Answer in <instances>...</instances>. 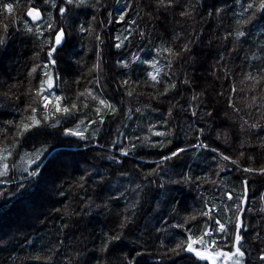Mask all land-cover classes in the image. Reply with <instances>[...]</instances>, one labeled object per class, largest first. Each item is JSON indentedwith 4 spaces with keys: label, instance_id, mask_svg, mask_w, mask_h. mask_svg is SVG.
<instances>
[{
    "label": "trees",
    "instance_id": "16d2710c",
    "mask_svg": "<svg viewBox=\"0 0 264 264\" xmlns=\"http://www.w3.org/2000/svg\"><path fill=\"white\" fill-rule=\"evenodd\" d=\"M157 2L86 0V6L75 8L71 15L65 14L63 27L67 31L71 26V37L51 69V91L65 97L60 102L62 107L70 98L79 110L67 121L61 113H55L48 121L61 123L47 129L49 135L43 146L48 151L41 157L40 175L30 187L26 184V191H14L26 175L23 169L31 170L29 160L41 142L29 139L31 134L27 133L13 150L14 128L7 122L18 123L22 115H27L25 106L34 101L37 117L44 115L38 98L29 92L43 78L41 69L32 77L28 74L36 64L47 63L45 41L50 33L46 23L41 28L42 37L26 30L23 20L28 19L24 16L28 0H0V4L14 5L12 14L0 12V38L4 40L0 44V155H7L5 148L13 152L7 160L8 176L0 177V181H8L0 182V264H122L125 258L127 264H206L190 253L175 255L170 251L188 234L184 228L172 225L196 215L197 219L185 227L193 231L194 225L202 227L207 217L199 213L205 201L209 206L231 205L234 212L239 203L236 197L244 194V179L248 181L247 203L241 205L242 219L247 225L246 231L241 230L244 264L253 260L264 264L258 258L264 255V176L242 172V167L251 164L249 157H236L214 139L220 133L209 132L215 124L224 129L222 138H239L247 132L251 138L243 141L245 150L252 153L249 156L256 158V163L264 162L262 148H258L260 131L256 134L247 125L244 130L238 129L236 121L242 125L249 110L242 114V110L237 112L229 106L238 94L249 100L264 98L263 93L256 94L264 88V12H256L249 20L255 9L246 11V5L258 4L259 0H176L170 10L157 7ZM31 6L42 10L46 21V9H50L44 0H33ZM60 6L57 0V8ZM182 6L192 12L191 18L180 15ZM122 15L124 21L120 22ZM53 17L59 24L58 12H53ZM13 20L17 21L15 25ZM41 23L29 20V27L35 32V26ZM4 24L8 25L6 32ZM80 24L93 31L81 33ZM237 29L245 31V36L237 38ZM117 35L119 41L115 39ZM188 41L190 52L175 58L160 54L157 66L163 71L158 77L161 83L155 87L146 75L152 70L148 65L137 61L123 68L117 63L131 62L136 56L141 61L150 60L157 48L168 46L178 51ZM118 42L119 49L114 47ZM98 52L97 72L94 65ZM169 59L171 69L167 67ZM249 73L258 77L259 83L248 79ZM169 76L175 88L169 87L167 94L161 95L168 87L165 82ZM124 80H128L126 86ZM86 88L113 104L117 112L109 114V109L87 94L77 100L76 93ZM129 91L131 96L127 95ZM196 94L202 95L193 101ZM54 104L53 99L49 112ZM97 107L101 108L100 115L95 112ZM193 110L196 116L192 115ZM101 116L103 125L99 124ZM76 117L84 120L81 128L87 127L88 140L62 134L61 129L71 126ZM164 121L173 133L169 137L172 143L162 148L142 146L144 137L151 142L164 139L148 131L153 125V131H166ZM199 129L204 130L203 135H199ZM201 141L208 149L192 147ZM132 144L137 147L132 149ZM178 147L187 151L157 168L162 157ZM121 149L129 150V155L121 156ZM220 153L238 158L241 167L223 161ZM186 176L192 181L174 183ZM225 192L233 193L231 201L223 195ZM233 212L227 215L232 216ZM124 216H129L132 223L123 229L120 241L102 252V242L117 230ZM217 238L218 246L228 243L230 247L231 237L227 241ZM138 252L143 255L138 256Z\"/></svg>",
    "mask_w": 264,
    "mask_h": 264
},
{
    "label": "snow or ice",
    "instance_id": "6c2138e0",
    "mask_svg": "<svg viewBox=\"0 0 264 264\" xmlns=\"http://www.w3.org/2000/svg\"><path fill=\"white\" fill-rule=\"evenodd\" d=\"M33 0H28V7L26 8L24 12V16L27 18H30L32 22L35 21H42V23L39 26H35V32H33V27H29V20L24 19L23 23L26 28V30L29 33H32L36 35L37 37H42L43 32L41 31V28L44 27V23H46L47 31L50 33L49 38L45 41V47L47 48V63L43 64H36L33 66L29 72V77H32L34 73L37 72V69L40 68L42 72V79L39 80L38 86L34 88H30L29 92L33 95V97L38 98V102L40 105H42L44 115L42 117H37L36 113L38 111L37 106H34V103L27 104L25 106V113L27 115H22L19 122L13 124L12 121H8L7 123L12 125L14 128V135L12 137V148L13 150L18 146L20 138H22L25 134L30 133L31 135L28 136L29 139L37 140L41 142V147L39 149L35 150V154L32 159L29 160V168H24L23 172L26 173V175L21 179L19 183L16 185V191L17 189H23L26 191V184L27 186H31L33 183V179L35 177H38L40 175L39 167H40V161L42 155L48 151L46 147L43 145L46 143V138L49 133L47 131L48 128H57L60 126L61 121L54 120L53 123L49 124L48 121L54 117L55 113H61L63 115V118L65 121L75 116L76 112L79 110L77 103L69 98V102L65 104L63 107L61 106V101L65 99L63 95H55L51 89L54 87V74L52 72V68H54L57 64V59L59 58V53L63 52L65 50V47L69 43L70 37H71V26L66 31L63 27V22L67 18L66 13L71 15L73 13V10L75 8H79L82 6H86V0H60L61 6L57 8V0H44V3L48 5L50 10L46 9V21L43 20L41 11L36 8L32 7ZM197 3H199V0H197ZM176 4V0H158L157 7H163L165 9H172ZM71 6V7H69ZM194 7L195 6H191ZM243 7V5H242ZM255 9V11L252 12V15L249 17V20L253 19L255 17L256 12H264V0H259L258 4L247 3L246 5V11ZM0 12L5 14H12L14 12V5L12 3H4L0 4ZM53 12H58V16L60 18V23L57 24L55 18L53 17ZM180 15L182 17L191 18L192 12L191 11H185L182 10L180 12ZM109 17H111V13H109ZM119 21H124V16L119 17ZM17 21L13 20V24L15 25ZM135 23V21H133ZM4 31H7L8 25H3ZM79 31L81 33L88 32L91 33L93 29L90 27H85L83 24L79 25ZM236 37H244L245 31L236 30ZM139 35L141 37L144 36L143 32H140ZM97 40H100V36H96ZM117 41L120 40V36L117 35L115 37ZM125 39H128V37H125ZM4 40L0 38V44H3ZM190 44L191 41H188L181 45L180 49L178 51L174 50L172 47L164 46L157 48L155 50V56L150 60H143L141 61V58L136 56L134 59L130 62L128 60H118L117 63L122 66L123 68H129L130 63H136L137 61H140L142 64L148 65L149 68H151V71H147L146 75L147 77L153 82L152 87H155L157 84L161 83V80L158 79L161 72L163 71L160 67H158L159 63V56L161 53H167L169 57H179L183 53L190 52ZM114 47L119 49L121 48V43H115ZM99 52L97 53V63L94 65L97 72L99 71ZM167 67L171 69L172 67V60L169 59L167 63ZM167 76V73L164 74ZM248 79H255L257 83H259L258 77H253L251 73L247 75ZM55 79H59L58 76L55 77ZM97 81L99 80V77H96ZM171 77H168V81L165 83H168V87H165L161 91V95L167 94L169 87L175 88V84H171ZM76 83L78 84L79 81L77 80ZM123 85L128 84V80L122 81ZM184 83H188V81L185 79ZM97 87H99V83L97 82ZM236 89L233 87L232 92L235 93ZM47 92L48 94L45 95L44 93ZM91 96V98L94 101H98V103L107 109H109V114H115L117 112V108L109 103L105 99H101L99 96L94 95L92 89L86 88L83 92H77L76 93V99L78 100L80 97L85 96ZM7 95V94H5ZM127 95L131 96L132 92L129 91ZM199 95L202 94H196L193 95L192 99L193 101L199 99ZM220 95H223V93H220ZM55 100V104L53 106V111H48V105L52 102V100ZM230 107H233L235 111H239L238 108L235 107V105L230 101L229 103ZM83 107L87 108L88 105L86 103L83 104ZM136 111H139V109H136ZM95 112L97 115H100L101 108L97 107L95 108ZM129 112H131V109H129ZM192 115L196 116L197 112L195 110L192 111ZM208 115L211 116L212 113L208 112ZM168 116H171V111L168 112ZM84 120L76 117L75 120H73V123L71 126H67L61 129L62 134L65 136H71L76 137L79 140H88L89 134L87 133V127L81 128V125H84ZM91 123H97L96 121H91ZM104 120L101 116L99 120V124L103 125ZM244 125L248 126V129H259L261 125L258 122H253L249 124L247 120L243 122L241 125V130H244ZM163 127L166 129V131H153V128H155V125L150 127L148 129L149 132L152 133L154 136L163 137L164 139L159 142H151L148 137H144L142 146H150V147H164L168 144H171L172 141L169 139L173 135L171 130L168 129V122H163ZM35 130V131H34ZM203 129H199V135H203ZM94 135V134H93ZM137 139H140L137 137ZM199 139V136L197 137ZM264 146V145H262ZM132 149H135L137 147L136 144L131 145ZM192 147L194 148H204L208 149V145L204 144L203 141L200 143L193 144ZM187 149L184 147H178L176 149H173L170 154H165L162 157L161 162L157 165V168L160 167V164H163L164 162L170 161L174 158H178L181 153L186 152ZM213 152L216 151V149H212ZM4 152L7 153V155H0V177H7L10 171V165L7 162L8 158L13 155V152L8 150L7 148L4 149ZM25 155H28V153H25ZM121 156H128L129 150L127 149H121L120 151ZM220 158L223 161L230 162L232 165H235L236 167H241L239 163L238 158H232L229 155H225L223 153H220ZM240 156H243V153H240ZM115 162L119 163L120 161L116 160L115 157H110ZM252 157H249V160H252ZM32 164H35L36 166L34 168L31 167ZM15 167L14 163L12 165ZM221 170H224L223 168ZM241 171L244 173L249 174H258L261 176H264V166L261 167H253L251 165L242 167ZM191 177H184L183 181H175L174 183H187L191 182ZM3 183H7V180L0 181ZM26 182V183H25ZM211 183H215V181H210ZM242 184L244 186V194L237 196L236 199L239 201V203H236L235 205V211L233 212L231 205H223L222 207L219 205L212 204L209 206V202L205 201L203 203V207L199 213L201 217H207V221L203 222V226H196L194 225L193 229L186 228L185 225L189 221H194L197 219L196 215H192L189 217H185L184 221L182 223L172 225L174 228H184L185 231L188 233L186 236V239L181 240L176 244V246L170 251L175 255H180L181 252L190 253L195 257L198 261H205L206 264H244V258H245V251L242 250L243 245L241 244V241L244 239L243 235L241 234V230H247V225L245 224L243 217V209L241 208L242 204H246V191H247V185L248 181L247 179H244L242 181ZM82 188L84 187L83 184L80 185ZM139 187V186H137ZM163 187V185H161ZM224 196L227 197V200L231 201L233 199V193L225 192L223 193ZM228 212H233L232 216L227 215ZM132 223V220L129 216H124V218L120 221L118 228L115 232L108 235L104 241L102 242L101 251L107 252L110 245L114 244L117 241H120L123 236V229L128 227L129 224ZM221 240L227 241L229 237H231L230 241V247L228 243H225L223 245L218 246V238ZM227 249V250H226ZM137 255H143V253H137ZM259 260L264 261V255H260ZM39 259V257H37ZM122 264H127V258H125L124 261H122ZM131 264H134V262H131Z\"/></svg>",
    "mask_w": 264,
    "mask_h": 264
},
{
    "label": "rangeland",
    "instance_id": "374dc122",
    "mask_svg": "<svg viewBox=\"0 0 264 264\" xmlns=\"http://www.w3.org/2000/svg\"><path fill=\"white\" fill-rule=\"evenodd\" d=\"M261 89L262 90H260V91L257 90L256 94L258 92H259V94H261V93L264 94V88H261ZM233 104L240 111L241 110L243 111L242 114H244V110H247V109L249 110L248 117L246 116V120L249 122V124H251L253 122H258L261 125V127H263L261 130H260V128L259 129H255L256 132H254V133L257 134L260 131L259 135L257 136V139H258V142H259L258 148H260V147L262 148V151H263V157L262 158H264V146H262V145H264V98L260 97V98H257V100H249V99L241 96L240 94H238L234 98ZM223 105H225L224 102H223ZM229 114H231V113H229ZM230 117H232V116H230ZM236 122L238 123L237 124L238 125V129L241 131V125L239 124V121H236ZM215 125L216 126H214L211 129H209V132L213 133L211 135H214L216 132H218L220 134L225 132L224 129L221 128L220 124H215ZM244 129H245V127H244ZM220 134H216L214 139L220 145H222V147H224V149H226L225 147H227L229 149L228 151L231 152L236 157L240 156L239 155V151H240V153H243V157H246V156H247V158L248 157H252V156H249V155H252V153L251 152L247 153V151L245 150L246 144L243 143V141H245V139L251 138V136L248 135L247 132L241 134V137H239V138H231L232 140L228 139V135H225L227 138H225L224 136L222 138ZM256 134H254V135H256ZM217 135H218V137H217ZM228 141H230V142H228ZM223 142H226L227 144H225ZM252 158L253 159L251 160V164H249V165H251L253 167L264 166V162L263 163H256L257 159L254 158V157H252ZM258 251H260V249H257V253H259ZM249 264H256V261L253 260Z\"/></svg>",
    "mask_w": 264,
    "mask_h": 264
},
{
    "label": "water",
    "instance_id": "95a60500",
    "mask_svg": "<svg viewBox=\"0 0 264 264\" xmlns=\"http://www.w3.org/2000/svg\"><path fill=\"white\" fill-rule=\"evenodd\" d=\"M40 10V9H39ZM41 11V14L43 15V13H42V10H40ZM29 20H30V18H28ZM31 21V20H30ZM35 22H37V21H35Z\"/></svg>",
    "mask_w": 264,
    "mask_h": 264
}]
</instances>
